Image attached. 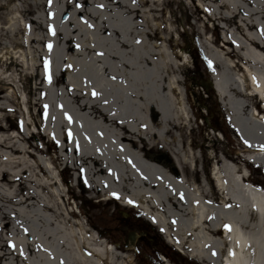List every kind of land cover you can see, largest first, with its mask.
Instances as JSON below:
<instances>
[{"label":"rangeland","instance_id":"1","mask_svg":"<svg viewBox=\"0 0 264 264\" xmlns=\"http://www.w3.org/2000/svg\"><path fill=\"white\" fill-rule=\"evenodd\" d=\"M92 5L102 12L106 26L126 29L125 33L134 21L135 35L141 29L152 32L154 58L165 54V71L159 61L155 62L148 70L156 75L147 81L150 103L172 111L170 129L164 141L155 138L154 146L145 149V159L158 165L161 174H175V184L186 191L194 187L203 192L209 185L216 198L213 165L224 172L222 158L230 162L235 174L239 170L246 173L247 185L264 189V170L242 155L246 149H255L240 140L212 90L211 75L215 74L227 85L234 107L239 99L240 105L245 102L234 80L239 64L234 69L225 64L227 60L239 61L233 43L203 9L220 17L215 0H0V264H47L52 258V217H63L62 206L52 207L54 177L60 179L59 188L67 208L72 209L73 220L90 229L89 234H100L107 248L124 256L128 264H202L188 250L180 252L163 231L146 220L144 213L151 209L127 207L119 199L104 200L87 190L82 178L75 182L74 170L65 163L73 144L81 145L85 134L99 139L89 133L102 132L83 114L82 107L91 94L80 81L70 75L75 91H69L64 87L67 72L59 75V82L52 79V65L48 63L52 47H60L59 37L68 34L78 49L103 45L107 49L117 46L120 54L125 52L116 41L98 42L95 16L99 14ZM202 42L226 59L223 57L224 61L213 68L204 57ZM150 73L142 75L148 77ZM86 79L91 85L104 82L114 87V81L99 80L88 73ZM254 104L257 106L256 100ZM97 108L115 114L102 102ZM128 108L133 112L134 103ZM205 118L210 119V126ZM52 136L62 140L63 148ZM236 207L228 202L233 223L248 236L253 226L236 219ZM175 221H170L172 233ZM132 235L137 236L135 244ZM172 239L177 243L175 235ZM226 252L227 248L222 256Z\"/></svg>","mask_w":264,"mask_h":264},{"label":"bare ground","instance_id":"2","mask_svg":"<svg viewBox=\"0 0 264 264\" xmlns=\"http://www.w3.org/2000/svg\"><path fill=\"white\" fill-rule=\"evenodd\" d=\"M99 4L103 6V3ZM215 6L221 12L220 17L202 8L227 32L226 40L233 43V52L239 61L227 60L225 64L229 69L239 64L240 72H235L234 80L245 102L240 105L239 99L234 107L227 94V85L218 81L214 74L215 83L228 120L236 128L240 140L252 149L262 150L246 149L242 155L264 170V0H215ZM91 8L99 14L95 16L98 42L116 41L125 52L120 54L116 52L117 46L107 49L103 45L78 49V44L67 34L59 37L61 46L54 45L48 59L53 80L59 82V75L67 72L66 89L75 91L69 79L73 75L71 78L79 80L85 92L91 94L82 107L83 114L86 119L94 120V125L102 132L89 133L99 139L85 134L81 145L73 144L70 149L65 163L74 170L75 182L82 178L86 189L101 195L104 200L119 199L127 207L151 209L144 213L146 220L163 231L167 241L176 244L183 253L188 250L189 255L202 264H264V191L247 185L246 173L240 174L239 170L235 174L234 167L224 158L221 159L224 172L219 171L215 163L213 165L216 198L209 185L203 192L194 187L191 192L190 187L187 191L182 189L175 184L178 181L175 174L163 175L156 169L158 165L145 159V149L154 146L156 139L164 141L170 129L168 120L172 118V111L150 103L147 81L156 75L153 70H148L155 62L159 61L165 71V54L158 53L159 59L154 58L152 32L141 29L135 35L132 31L134 21L125 33L123 30L126 29L106 26L102 12L96 11L93 5ZM7 30L8 33L12 30V23ZM210 46L201 43L207 61L215 68L226 58ZM47 51L51 52V49ZM144 72L146 75L151 73L147 77L142 75ZM86 73L99 80L114 81V87L110 88L104 82L91 85ZM159 78L162 81L163 75ZM133 80H136L135 84ZM99 102L115 114L102 112L97 108ZM132 103L133 112L128 108ZM52 139L63 148L59 137L52 136ZM210 155L213 157V153ZM53 180L55 203L52 207L62 206L63 217L62 220L52 217L55 224L52 258L45 260L47 264H128L124 256L107 248L100 234L94 231L89 234L90 229L73 220L72 209L67 208L59 188L62 187L60 179L54 177ZM228 202L237 206L235 216L238 221L253 226L252 234L247 236L233 223ZM215 208L217 216L214 218ZM171 219L177 223L173 233L169 227ZM174 235L177 243L172 239ZM226 248L227 252L222 256Z\"/></svg>","mask_w":264,"mask_h":264},{"label":"water","instance_id":"3","mask_svg":"<svg viewBox=\"0 0 264 264\" xmlns=\"http://www.w3.org/2000/svg\"><path fill=\"white\" fill-rule=\"evenodd\" d=\"M131 240H132V242L134 241V235L131 236Z\"/></svg>","mask_w":264,"mask_h":264},{"label":"snow or ice","instance_id":"4","mask_svg":"<svg viewBox=\"0 0 264 264\" xmlns=\"http://www.w3.org/2000/svg\"><path fill=\"white\" fill-rule=\"evenodd\" d=\"M229 230H230V228H229Z\"/></svg>","mask_w":264,"mask_h":264}]
</instances>
